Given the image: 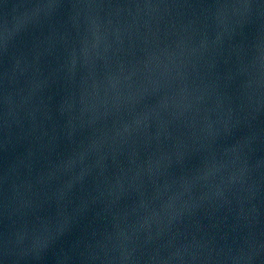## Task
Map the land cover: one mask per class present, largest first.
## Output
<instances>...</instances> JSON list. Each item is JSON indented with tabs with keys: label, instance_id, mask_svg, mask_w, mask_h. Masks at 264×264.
<instances>
[{
	"label": "water",
	"instance_id": "water-1",
	"mask_svg": "<svg viewBox=\"0 0 264 264\" xmlns=\"http://www.w3.org/2000/svg\"><path fill=\"white\" fill-rule=\"evenodd\" d=\"M0 264H264V0H0Z\"/></svg>",
	"mask_w": 264,
	"mask_h": 264
}]
</instances>
